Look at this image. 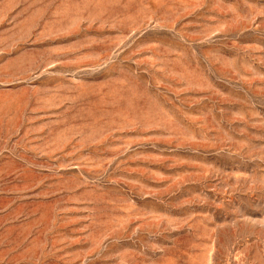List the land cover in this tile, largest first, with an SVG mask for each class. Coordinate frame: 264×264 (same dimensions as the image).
<instances>
[{"label":"rangeland","instance_id":"1","mask_svg":"<svg viewBox=\"0 0 264 264\" xmlns=\"http://www.w3.org/2000/svg\"><path fill=\"white\" fill-rule=\"evenodd\" d=\"M0 264H264V0H0Z\"/></svg>","mask_w":264,"mask_h":264}]
</instances>
